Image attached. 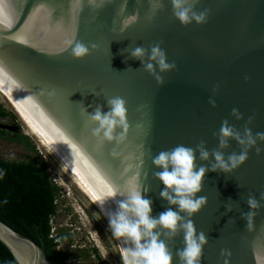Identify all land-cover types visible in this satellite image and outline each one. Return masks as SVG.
Listing matches in <instances>:
<instances>
[{
  "label": "water",
  "instance_id": "1",
  "mask_svg": "<svg viewBox=\"0 0 264 264\" xmlns=\"http://www.w3.org/2000/svg\"><path fill=\"white\" fill-rule=\"evenodd\" d=\"M155 3L163 7L153 12ZM195 7L208 10L207 23L185 27L173 15L171 0H107L99 10L88 0L79 8L74 0H0V91L111 234L108 218L134 178L147 189L142 197L152 202L153 217L170 207L178 211L160 197L165 185L153 176L161 169L152 156L178 144L194 148L201 140L211 152L219 146L225 119L243 133L251 116L253 134L264 132V0H198ZM125 20L129 25L121 31ZM70 40L97 48L83 60L74 59ZM160 41L169 62L177 64L161 74L163 86L127 50L150 49ZM115 96L127 101L130 123L128 140L118 148L98 143L92 133L97 125L85 113L97 106L106 113V99ZM233 108L243 120L231 114ZM258 143L264 149V142ZM229 145L221 149L225 157L240 151L236 140ZM196 155L197 165L209 163ZM109 189L117 195L107 196ZM250 193L257 199L264 193V152L252 149L231 174L206 173L197 196L206 197L207 204L192 217L198 234L208 239L200 264H264V200L251 231L242 218L250 211ZM113 238L124 264L132 245ZM0 242L18 264H50L35 240L1 219ZM168 247L173 264H180L175 252L184 247L183 232ZM222 249L231 255L222 256Z\"/></svg>",
  "mask_w": 264,
  "mask_h": 264
},
{
  "label": "clouds",
  "instance_id": "2",
  "mask_svg": "<svg viewBox=\"0 0 264 264\" xmlns=\"http://www.w3.org/2000/svg\"><path fill=\"white\" fill-rule=\"evenodd\" d=\"M107 0H88L93 10L101 9ZM83 0H74V7L82 6ZM198 0H171L172 12L177 20L185 27L193 24L202 25L207 23L208 10L197 11ZM162 3L152 5V11L162 8ZM129 21L125 20L121 31L127 28ZM163 42H157L145 48L143 46L128 47L129 58L141 62V68L154 77L156 82L163 86L165 83L162 73H168L177 69L175 61L169 62L166 51L161 47ZM72 45L70 55L74 59L83 60L91 55L97 45L92 44L91 48L82 41H76ZM158 69V71H157ZM248 79V77H245ZM109 111H103L102 106H97L93 113H85L91 122L97 125L92 129L93 135L98 143L103 146L106 143L115 144V148L124 145L128 140L130 123L128 119L127 101L115 96L107 98ZM209 103L215 107L216 101L209 99ZM236 119L243 120L244 117L238 108H233L231 113ZM253 117H248L244 125L243 133L232 127L228 120L222 121L218 133L219 146L209 152L205 141L201 140L194 148L178 144L169 150L160 151L151 157L153 165L160 171H155L153 176L162 181L165 188L160 192V197L170 205L176 206L178 211L171 207L159 214L158 218L153 217L152 202L142 197L143 188L138 179L130 180L128 183V194L125 199L117 201V209L109 216V228L116 238H124L125 243L132 246L127 248L123 255L124 264H173V252L168 247V241L175 239L183 232L184 247L175 252L179 257L180 264H200L204 247L208 243L204 232L198 234L192 217L199 213L207 204V198L197 196L204 187L206 173L219 171L231 174L238 170L249 159V153L255 149L257 155L264 152L258 142H264V132L253 134L249 124ZM121 130V131H118ZM234 139L240 145L239 152H231L225 157L221 149L228 148L229 140ZM113 150L114 156L120 153ZM202 161H208L207 165H197V155ZM210 156L214 157V161ZM117 192L109 189L107 196L115 197ZM261 200H264V193L257 199L254 193H250L246 199L250 211L242 213V218L247 221L246 229L253 228V218L259 214ZM232 211L231 206H227ZM179 213H184L180 215ZM221 255H231L229 250L222 249ZM225 264H228L227 260Z\"/></svg>",
  "mask_w": 264,
  "mask_h": 264
},
{
  "label": "rangeland",
  "instance_id": "3",
  "mask_svg": "<svg viewBox=\"0 0 264 264\" xmlns=\"http://www.w3.org/2000/svg\"><path fill=\"white\" fill-rule=\"evenodd\" d=\"M5 100L0 95V103L16 119H0V125L8 126L7 130L12 133L30 138L39 156L44 159L52 182L61 190L57 199V214L51 221V234L58 243V249L70 254L67 264H123L120 248L95 208L61 173L45 148L36 137L28 133L12 106ZM8 136L12 137L11 133ZM30 154L40 158L23 143L13 142L0 135L1 160L25 161Z\"/></svg>",
  "mask_w": 264,
  "mask_h": 264
},
{
  "label": "trees",
  "instance_id": "4",
  "mask_svg": "<svg viewBox=\"0 0 264 264\" xmlns=\"http://www.w3.org/2000/svg\"><path fill=\"white\" fill-rule=\"evenodd\" d=\"M10 117L0 103V119ZM11 133L12 137L8 135ZM0 135L39 153L30 138L20 133L0 128ZM60 188L55 185L43 158L31 154L25 161L0 159V219L17 232L35 240L45 251L50 264H67L70 254L58 249L52 237V218L57 214ZM0 264H18L9 249L0 242Z\"/></svg>",
  "mask_w": 264,
  "mask_h": 264
},
{
  "label": "bare ground",
  "instance_id": "5",
  "mask_svg": "<svg viewBox=\"0 0 264 264\" xmlns=\"http://www.w3.org/2000/svg\"><path fill=\"white\" fill-rule=\"evenodd\" d=\"M0 95L1 96H3V98L4 99H6V97L2 94V92L0 91ZM5 101H7L10 105H11V103L6 99ZM12 106V105H11ZM12 108L14 109V111L16 112V114L18 115V117L20 118V120L22 121V123L25 125V127H26V129H27V131H28V133L29 134H31V135H33L34 137H36L35 136V134L33 133V131L30 129V127L28 126V124L24 121V119L19 115V113L15 110V108L12 106ZM36 139H37V137H36ZM35 139V140H36ZM39 141V140H38ZM40 142V141H39ZM42 145V144H41ZM66 179V178H65Z\"/></svg>",
  "mask_w": 264,
  "mask_h": 264
}]
</instances>
